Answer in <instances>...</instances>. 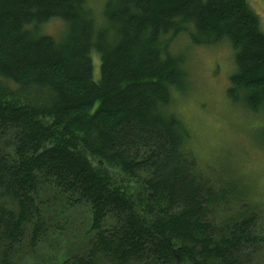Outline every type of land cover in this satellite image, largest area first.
<instances>
[{
    "label": "trees",
    "instance_id": "16d2710c",
    "mask_svg": "<svg viewBox=\"0 0 264 264\" xmlns=\"http://www.w3.org/2000/svg\"><path fill=\"white\" fill-rule=\"evenodd\" d=\"M181 36L229 42L228 97L264 121L249 0H0V264H31L81 208L82 244L43 264H264V202L199 165L176 111L190 87Z\"/></svg>",
    "mask_w": 264,
    "mask_h": 264
},
{
    "label": "rangeland",
    "instance_id": "374dc122",
    "mask_svg": "<svg viewBox=\"0 0 264 264\" xmlns=\"http://www.w3.org/2000/svg\"><path fill=\"white\" fill-rule=\"evenodd\" d=\"M90 1L97 10L104 2ZM249 3L264 31V0H249ZM63 30L64 23L59 20L44 28L45 33L56 38ZM172 52L185 57V69L189 73V91L183 99L179 98L176 111L192 131L199 165L213 179L219 173H215L216 167L217 171L242 176L256 200L264 202V140L261 139L264 121L228 97L230 78L236 69L231 45L225 41L213 47H194L188 36H181L174 41ZM93 58L98 80L100 60L95 53ZM60 225L67 226L66 235L42 244L31 264H43L54 250L66 253L80 246L90 225L88 209L74 211L70 217L62 218Z\"/></svg>",
    "mask_w": 264,
    "mask_h": 264
}]
</instances>
